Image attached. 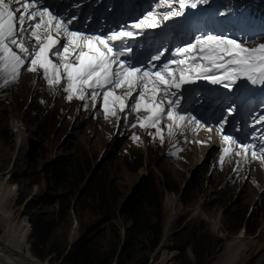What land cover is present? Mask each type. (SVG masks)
Wrapping results in <instances>:
<instances>
[{"label": "rangeland", "instance_id": "obj_1", "mask_svg": "<svg viewBox=\"0 0 264 264\" xmlns=\"http://www.w3.org/2000/svg\"><path fill=\"white\" fill-rule=\"evenodd\" d=\"M70 2L96 6L99 10H95L101 12L113 10L109 0ZM191 2L207 6L208 0H186L188 6ZM257 2L262 4L264 0L249 1L252 6ZM109 16L102 24L107 23ZM243 36L249 37V31L240 30L238 37ZM252 38L253 45L258 46L264 42V33ZM50 91L39 74L23 70L17 82L0 87V174L8 180V200L15 207L20 223L17 229L22 233L27 231L28 245L40 261L61 264L60 252L66 244L69 248L89 227H93L90 236L100 230L94 238L104 250H120L129 224L121 215L122 208L141 192L142 185L151 177L162 193L160 241L150 251L148 235H138L127 255L129 264H151L162 257L159 248L166 221L164 204L171 195L179 199L181 208L163 249L167 255L165 264H230L228 243L236 238L249 240L247 251H240L236 256L238 264H264L262 165L260 179L255 174L257 162L249 155L247 159L229 155L221 163L223 148L217 147L218 144L205 153L203 163L193 164L198 154L193 141L198 132L193 130L194 126L187 125L169 136L168 121L160 125L164 129L163 143L153 133L155 129H151L146 142L156 139L148 145L149 151L136 149V141L134 148L123 137L115 136L118 117L105 119L98 108L92 110L90 101L75 98L68 101L62 89L58 94ZM96 116L99 118L93 119ZM110 120L117 125L108 124ZM18 125L25 128L26 140L22 144L15 138L14 129ZM174 146L178 151L173 150ZM70 164L73 167H68L67 173L80 179L70 175L69 182L55 186L52 180L57 167ZM89 179L97 183L96 191H102L109 198L115 214L109 217L97 213L96 196L92 199L90 194L83 195ZM65 203L69 205L66 216L50 240L57 251L49 252V245H39L31 238L28 215L42 212L56 218L57 210ZM0 217L4 226L7 213ZM245 222L249 230L244 229Z\"/></svg>", "mask_w": 264, "mask_h": 264}, {"label": "snow or ice", "instance_id": "obj_2", "mask_svg": "<svg viewBox=\"0 0 264 264\" xmlns=\"http://www.w3.org/2000/svg\"><path fill=\"white\" fill-rule=\"evenodd\" d=\"M178 2L180 9L188 6L186 0ZM160 3L171 7L169 0H160ZM190 6L195 8L197 4ZM181 14V11H170L163 19ZM76 19L50 10L44 0H0V79L3 80L0 87L17 82L22 70L37 73L54 92L62 89L68 101L90 99L95 108L99 98L105 119L118 117L126 109L146 113L137 116V123L132 127L155 129L163 143L164 129L160 125L164 120L168 121L169 136L187 125L194 126L193 130L205 128L191 113L183 114L180 98L173 99L183 85L203 79L231 88L240 78L264 83V44L249 48L227 36L200 35L194 42L176 49V55L182 59L171 60L152 71L147 66H135L121 59L126 52L116 47L117 42L133 39L136 33L118 30L105 35L87 34L75 29ZM159 22L157 13L149 11L131 28H156ZM151 59L159 60L160 56ZM232 111L230 107L228 112ZM206 130L213 131L211 127ZM215 131L223 132V125ZM133 139L139 140V137L133 136ZM221 139L226 145L221 163L236 145L241 150L235 155L247 159L250 152L252 159L259 158L264 163V149L257 153L253 146L239 144L231 135H222Z\"/></svg>", "mask_w": 264, "mask_h": 264}, {"label": "trees", "instance_id": "obj_3", "mask_svg": "<svg viewBox=\"0 0 264 264\" xmlns=\"http://www.w3.org/2000/svg\"><path fill=\"white\" fill-rule=\"evenodd\" d=\"M232 1L233 0H221V2L226 5ZM249 1L250 0H239V8L249 5ZM250 9L251 13H253V17L257 19L262 18L261 21L263 22L262 24H264V3L261 4L260 2H257L256 6ZM256 29L258 32L263 31L261 26L259 28L256 27ZM261 44H264V42ZM243 45L249 48L256 47L250 43H243ZM68 167L73 166L70 164L57 167V170L53 173L54 175L52 180V183L55 186L58 187L64 182H69L68 178L70 175L76 177L77 180L80 179V177H77L74 174H68ZM96 185L97 183H95L94 180L89 179L86 183L83 195L90 194L92 199L96 196V199L99 200L96 205V212L110 217L115 214V207L110 205L108 202L109 198H105V193L100 190L96 191V188L98 187ZM167 190L170 191L172 189L167 187ZM112 199L115 200L113 195ZM125 203L126 204L122 208L121 215L125 217L126 221H129V224L125 228V238L122 241L123 246L120 250H104L99 245L97 238H92V236L89 235V232L83 233L73 244L69 246V248H66V244L65 248L60 252L62 255L61 264H129L127 255L132 248L134 240H136L140 234L148 235L150 243L149 249L150 251H153L159 244L162 232L161 191L156 188L151 180V177H149V179H146L142 185L141 192ZM61 206H63V208L57 210L56 218H49L46 213L42 212H33L28 215L31 225V238H33L34 242L39 245H49V252L57 251V248L52 247L50 240L55 230L66 216V209L69 208L68 203ZM244 229H248L246 222L244 224ZM64 251L65 253L63 254Z\"/></svg>", "mask_w": 264, "mask_h": 264}, {"label": "bare ground", "instance_id": "obj_4", "mask_svg": "<svg viewBox=\"0 0 264 264\" xmlns=\"http://www.w3.org/2000/svg\"><path fill=\"white\" fill-rule=\"evenodd\" d=\"M61 1H64L63 3L64 7L66 8L70 7L69 3H67L68 0H61ZM65 4L67 5L65 6ZM95 9L96 8L92 10L90 8L84 9V12L88 15L87 17L82 13L78 12L75 8H69L68 12H64L63 14L69 15L67 18H70V15H74L77 18L76 21L79 23L88 22L92 25H95V23H100L102 17H105L106 15V11L99 12ZM256 92L260 94L264 93V83L261 84L256 89H251L246 94L249 95V94H254ZM24 129L25 128L22 125L21 128H19L18 125V127L14 129V132L17 133L15 135V138L18 144H22L26 140L25 139L26 133ZM193 143H194V149L197 150L198 153L197 155H195L196 157L193 160V164H197V165L203 163L204 160L202 159V157L209 150V148L212 145L218 144L217 141L215 140V136L213 132L207 131L206 128L198 131ZM211 150H214V148H212ZM222 155L223 152L221 153V156ZM254 164L257 167V171L255 172V174L257 177L261 179L260 177V174L262 173L261 164L258 163H254ZM7 181H8L7 178H5L0 174V214L7 213L6 222L4 226L3 223L1 222V217H0V264H49L48 262L40 261L33 254L30 246L28 245V241L26 238L27 231L22 233L19 232V230L17 229L20 223L17 219V214L15 213V209H14L15 207L13 208V206L8 200ZM180 208L181 205L179 199L174 195H171V197H169L167 201H165L164 209L166 214V221L162 234L161 246L159 248V251L162 250L160 251V254L162 252V257L160 256V260L151 264H165V262L167 261L166 260L167 255L164 253L165 250L163 249H165V246L169 242L171 231L174 226L175 220L178 216ZM215 222L213 224H215ZM212 229L215 231L216 228L213 226ZM248 242L249 240L247 239L239 240V238L238 239L236 238L234 241L231 240L228 243L229 260L227 262L230 264H238L236 261V256L240 251H242V253L245 250L247 251L248 246L246 247V245L248 244Z\"/></svg>", "mask_w": 264, "mask_h": 264}, {"label": "clouds", "instance_id": "obj_5", "mask_svg": "<svg viewBox=\"0 0 264 264\" xmlns=\"http://www.w3.org/2000/svg\"><path fill=\"white\" fill-rule=\"evenodd\" d=\"M184 91H186L183 99L181 100V102L183 101L184 104H187L188 107H194L193 105L195 106H208L216 111H221L223 113V115H226V111H225V108H219L218 104L216 103H212L210 105H208V101H204L202 99H200V93H198L197 91H192V90H189V88H184ZM192 95H197V98H199L200 100H198V102H190L188 101V98ZM229 119L234 122L235 126L237 128H240L242 125H241V122L238 120V118L236 117L235 114H231L229 116ZM257 125V124H255ZM250 135L248 134L246 136V140H250ZM247 144H250L249 142L246 141ZM250 157H251V153L248 154ZM252 158V157H251ZM253 161H256L258 164H261L264 168V163L261 162V160L259 158L257 159H253Z\"/></svg>", "mask_w": 264, "mask_h": 264}, {"label": "water", "instance_id": "obj_6", "mask_svg": "<svg viewBox=\"0 0 264 264\" xmlns=\"http://www.w3.org/2000/svg\"><path fill=\"white\" fill-rule=\"evenodd\" d=\"M108 218H109V217H108ZM91 229H93V227H89V228H87L86 231H85V233H88ZM99 232H100V230L96 231V232L93 234L92 238H93L96 234H98Z\"/></svg>", "mask_w": 264, "mask_h": 264}]
</instances>
